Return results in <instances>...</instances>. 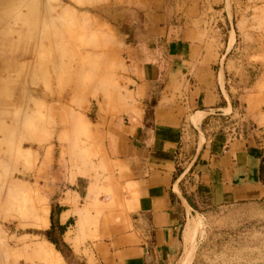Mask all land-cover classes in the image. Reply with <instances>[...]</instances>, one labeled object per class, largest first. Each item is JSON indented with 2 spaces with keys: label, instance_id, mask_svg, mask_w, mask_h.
I'll list each match as a JSON object with an SVG mask.
<instances>
[{
  "label": "crops",
  "instance_id": "1",
  "mask_svg": "<svg viewBox=\"0 0 264 264\" xmlns=\"http://www.w3.org/2000/svg\"><path fill=\"white\" fill-rule=\"evenodd\" d=\"M220 6L230 25V0H141L146 22L124 37L128 113L105 129L93 172L71 177L72 186L88 180L83 193L58 199L62 243L85 264H182L199 208L264 203V129L253 95L228 79L237 34L216 29L210 12ZM237 116L258 131H236ZM41 214L51 229L52 208Z\"/></svg>",
  "mask_w": 264,
  "mask_h": 264
},
{
  "label": "rangeland",
  "instance_id": "2",
  "mask_svg": "<svg viewBox=\"0 0 264 264\" xmlns=\"http://www.w3.org/2000/svg\"><path fill=\"white\" fill-rule=\"evenodd\" d=\"M230 2V25L222 6L210 14L216 29L225 33L231 27L232 35L236 31L228 79L241 94L253 95L249 102L259 109L262 131L264 0ZM31 4L50 21L43 37L40 29L36 32L30 26L32 19L31 24L21 20L14 26L13 18L7 24L0 17V56L17 70L22 67L20 73L0 70V264H43L42 256L31 252L32 244L53 245L66 264H83L62 244L58 229L52 235L56 246L43 235L50 225L44 229L32 223L42 218L45 207L57 210L58 199L68 188L83 193L88 180L72 186L71 177L93 172L105 154V129L119 118L124 121L128 113L132 92L124 73L125 39L117 24L129 11L137 15L141 0H32ZM40 40L42 66L32 73L28 69L32 50ZM231 41L234 44L235 39ZM232 124L241 133L258 131L256 121L244 116ZM197 211L189 221L197 230L192 264L264 263V203L222 210L202 206Z\"/></svg>",
  "mask_w": 264,
  "mask_h": 264
},
{
  "label": "bare ground",
  "instance_id": "3",
  "mask_svg": "<svg viewBox=\"0 0 264 264\" xmlns=\"http://www.w3.org/2000/svg\"><path fill=\"white\" fill-rule=\"evenodd\" d=\"M32 0H0V17L5 18L4 21H6L7 24H9V19L10 17L13 18L11 24L14 26L20 24L18 21H26L27 23H30V19L33 20V24L30 25L33 28H35L36 32L38 29H40V33L43 37L44 33L48 31L49 27V19L47 16H45L44 12H38L32 4ZM25 7L26 11L21 12V8ZM1 14L3 16H1ZM49 21V22H48ZM31 24V23H30ZM12 25V26H13ZM53 31V30H52ZM43 32V33H42ZM47 35V34H46ZM46 37V36H45ZM34 48H33V53H32V59L33 61L29 65V68L33 73L34 70L40 68L42 66L41 63L38 62V59L40 58L41 54V40L34 42ZM2 59V62L0 64V70H9V68L15 69L16 72L22 69L21 66H19L20 69H16L15 66L10 63V61H5L3 56H0ZM59 62V61H58ZM53 69L55 67L53 61ZM15 72V73H16ZM20 73V71H19ZM17 75V74H15ZM19 76V74H18ZM44 221L37 220L32 224V226L37 227V228H44L45 227ZM193 231V230H192ZM191 231V233H193ZM191 236V235H190ZM195 237V236H194ZM193 239V237H192ZM190 240V238H189ZM191 243V240L189 241ZM190 249L187 251L186 258L184 259L182 264H191L194 258V253H195V242L194 239L192 240ZM262 247L264 248V243H262ZM38 250L40 254L42 255V262L45 264H61V258L58 253L53 252L50 248L48 247H38ZM54 250V249H53Z\"/></svg>",
  "mask_w": 264,
  "mask_h": 264
},
{
  "label": "trees",
  "instance_id": "4",
  "mask_svg": "<svg viewBox=\"0 0 264 264\" xmlns=\"http://www.w3.org/2000/svg\"><path fill=\"white\" fill-rule=\"evenodd\" d=\"M145 22H146V18H145V15L142 11L138 12L137 15H127L121 21L118 22L117 25L121 29L123 36L125 37V36L129 35V38L126 40V43L132 41V39H133L132 36H133L134 32L136 30H138L140 27L142 28V25H144ZM155 102L156 101L154 98V99H152L150 105L153 106L155 104ZM62 210H64V208L60 207L59 205L57 206V210H54L52 207V215H51L52 227L47 232L43 233V235L47 238V240L56 246H57V244L52 238V235L54 234L55 230L58 229L60 231L61 238L66 231V226H60L58 224V219H57V216L61 213ZM62 241H63V239H62ZM62 244L68 249L71 256L75 257L71 248L64 242ZM64 258L67 260V257L65 255H64ZM83 264H85V263L83 262ZM260 264H264V263H260Z\"/></svg>",
  "mask_w": 264,
  "mask_h": 264
}]
</instances>
